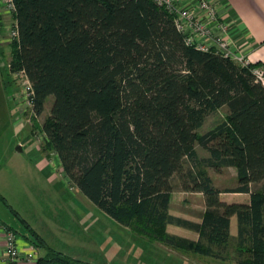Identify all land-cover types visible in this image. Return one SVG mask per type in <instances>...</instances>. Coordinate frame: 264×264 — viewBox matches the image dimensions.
Returning a JSON list of instances; mask_svg holds the SVG:
<instances>
[{
	"label": "trees",
	"instance_id": "1",
	"mask_svg": "<svg viewBox=\"0 0 264 264\" xmlns=\"http://www.w3.org/2000/svg\"><path fill=\"white\" fill-rule=\"evenodd\" d=\"M18 38L11 72L33 85L34 113L55 97L44 147L99 209L136 234L176 250L226 259L237 215L239 264H264V84L252 69L187 45L152 0H14ZM229 112L205 133L206 117ZM196 143L209 152L200 157ZM235 167L248 203L227 202L208 168ZM203 194L201 222L170 213L174 178ZM263 182L262 186H254ZM16 214H18L16 212ZM26 226L30 228V225ZM169 224L199 240L167 231ZM35 264H91L49 247Z\"/></svg>",
	"mask_w": 264,
	"mask_h": 264
},
{
	"label": "rangeland",
	"instance_id": "2",
	"mask_svg": "<svg viewBox=\"0 0 264 264\" xmlns=\"http://www.w3.org/2000/svg\"><path fill=\"white\" fill-rule=\"evenodd\" d=\"M11 26L12 19L7 26V37L10 41L14 39L10 34ZM14 81L17 88V97L24 103L23 109H26L25 114L29 117L32 111L23 101L21 82ZM54 99L53 95L49 96L43 113L38 117H30L31 124L38 135L41 132L42 122L51 113ZM228 112V106L225 105L224 108L210 113L199 132L205 133L212 129L226 117ZM196 148L200 157L209 156V152L199 143H196ZM207 170L215 186L224 191L221 194L223 200L229 202L242 199L243 196L236 192H227L239 185L235 167H225L220 170L208 168ZM174 184L175 191L172 194L170 212L175 216L194 221L199 220L206 207L203 194L182 190L183 182L180 176L174 178ZM262 185L263 182H259L254 186L260 187ZM74 192L78 194L76 190ZM38 194H34L35 200L32 203H29L26 199L21 201L13 199V201H8L11 205L8 206L9 204L0 201L3 212L0 218L12 226L19 233L20 238H33L32 230H35L45 239L49 247L91 264H165L168 261L167 259L171 257L168 256L166 249L158 250L156 245L160 242L150 241L136 234L124 224L115 221L83 194L82 199L76 198L67 201L64 200L62 194H55L52 190L51 194L50 192H45V195ZM16 211L18 214H16ZM22 219L26 220L32 230L26 226ZM167 231L174 235L194 236V233L177 226H167ZM234 244V239L230 240L227 249L228 256L236 259L238 252L235 250ZM44 250L46 249L37 248L39 253L41 251L44 253ZM186 254L190 259H192L191 257H194V259L202 257V255L192 251Z\"/></svg>",
	"mask_w": 264,
	"mask_h": 264
},
{
	"label": "crops",
	"instance_id": "3",
	"mask_svg": "<svg viewBox=\"0 0 264 264\" xmlns=\"http://www.w3.org/2000/svg\"><path fill=\"white\" fill-rule=\"evenodd\" d=\"M215 2L218 5L220 14L232 22V36L238 42L248 41L246 51L251 62H261L264 65V0H215ZM11 19L13 22L15 14L8 13L5 1L0 0V201L8 205V201H13V199L18 201L26 199V201L32 203L35 200V193L45 195V192H50L51 194V190L55 194H62L66 201L75 200L76 198L82 199L83 193L64 174L57 152L44 147L45 135L42 129L39 135L35 132L30 117L38 116L34 113L33 108H31L32 113L28 117L25 114L26 109H23L24 103L17 97V88L10 69L12 41L7 37V26ZM221 108H224V106ZM19 146L22 151L17 149ZM75 190L78 194L74 192ZM237 194L243 196L242 199L229 202H249V194ZM8 206L11 205L9 204ZM204 211L197 221L180 216L177 217L199 223L202 220ZM2 213L0 205V215ZM172 226L182 227L188 232L194 233L192 237L185 234L181 237L199 240V233L195 230L181 225H168V227ZM5 229L15 230L0 218V264H7L8 261L5 252ZM16 233L19 237V247L22 250H26L31 240L27 237L25 239L20 238L19 233L17 231ZM230 235V240L234 239L235 250H237V215H233L230 218ZM156 246H158V250L166 249L168 256H171L165 264H239L235 258L228 256V249L226 250V259L199 253L196 254L202 255V257H196V259L191 257L192 259H190L186 254L190 251H177L163 243H158ZM40 249L42 250L43 248ZM44 253L41 251L40 253L38 252V255H43Z\"/></svg>",
	"mask_w": 264,
	"mask_h": 264
},
{
	"label": "built area",
	"instance_id": "4",
	"mask_svg": "<svg viewBox=\"0 0 264 264\" xmlns=\"http://www.w3.org/2000/svg\"><path fill=\"white\" fill-rule=\"evenodd\" d=\"M8 13H16L14 0H4ZM164 7L172 16L177 29L183 34L187 45L199 50L214 52L230 59L239 65H249L251 62L247 54L248 41L238 42L231 34L232 22L219 12L215 0H152ZM11 36L18 38V23L16 18L12 22ZM13 39V40H14ZM12 40V41H13ZM257 81L264 84V65L252 69ZM13 81L21 82L23 101L34 108L35 91L24 70L12 72ZM15 83V81H14ZM19 86V85H18ZM5 252L7 264H35L38 258L37 247L30 243L26 250L18 244L15 230L5 229Z\"/></svg>",
	"mask_w": 264,
	"mask_h": 264
},
{
	"label": "water",
	"instance_id": "5",
	"mask_svg": "<svg viewBox=\"0 0 264 264\" xmlns=\"http://www.w3.org/2000/svg\"><path fill=\"white\" fill-rule=\"evenodd\" d=\"M19 151H22V148L19 146L18 148H17Z\"/></svg>",
	"mask_w": 264,
	"mask_h": 264
}]
</instances>
